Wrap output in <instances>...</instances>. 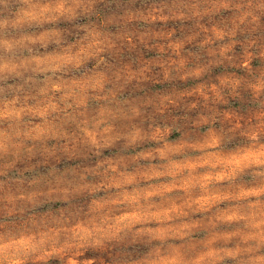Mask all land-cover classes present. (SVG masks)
Returning a JSON list of instances; mask_svg holds the SVG:
<instances>
[{"label":"rangeland","instance_id":"rangeland-1","mask_svg":"<svg viewBox=\"0 0 264 264\" xmlns=\"http://www.w3.org/2000/svg\"><path fill=\"white\" fill-rule=\"evenodd\" d=\"M0 264H264V0H0Z\"/></svg>","mask_w":264,"mask_h":264}]
</instances>
